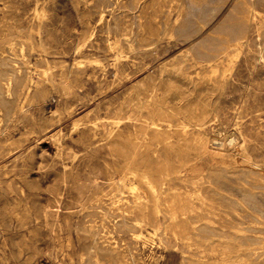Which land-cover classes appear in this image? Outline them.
<instances>
[{
  "label": "rangeland",
  "instance_id": "1",
  "mask_svg": "<svg viewBox=\"0 0 264 264\" xmlns=\"http://www.w3.org/2000/svg\"><path fill=\"white\" fill-rule=\"evenodd\" d=\"M207 263L264 264V0H0V264Z\"/></svg>",
  "mask_w": 264,
  "mask_h": 264
},
{
  "label": "bare ground",
  "instance_id": "2",
  "mask_svg": "<svg viewBox=\"0 0 264 264\" xmlns=\"http://www.w3.org/2000/svg\"><path fill=\"white\" fill-rule=\"evenodd\" d=\"M53 91V90H52ZM58 116V115H57ZM181 167V166H180ZM149 193V192H148ZM149 201V200H148ZM143 203V202H142ZM149 203V202H148ZM142 206H143V204H142ZM148 207V206H147ZM186 208H187V206H186ZM188 210V209H187ZM138 211V210H137ZM177 211V210H176ZM190 211V210H189ZM147 212V211H146ZM170 212H172L171 210H170ZM186 212V211H185ZM139 213V212H138ZM170 214V213H169ZM172 214V213H171ZM179 214V213H178ZM188 214H189V212H188ZM187 214V215H188ZM180 215V214H179ZM170 216V215H169ZM189 216H191L190 214H189ZM145 217V216H144ZM157 217V216H156ZM138 218H140V217H138ZM184 218V217H183ZM187 218V217H186ZM169 219V218H168ZM180 219H182L181 217H180ZM145 220V219H144ZM148 220V219H147ZM166 221V220H165ZM177 221V220H176ZM192 221V220H191ZM146 222V221H145ZM148 222H149V220H148ZM151 222V221H150ZM190 226V225H189ZM170 227V226H169ZM172 227H173V225H172ZM176 226H174V228H175ZM178 227H179V225H178ZM182 227V226H181ZM171 228V227H170ZM158 229V228H157ZM183 229V228H182ZM181 229V230H182ZM174 230V229H173ZM177 230V229H176ZM179 230H180V227H179ZM172 231V230H171ZM183 231H184V229H183ZM178 232V231H177ZM176 232V234H179V233H177ZM182 232V231H181ZM186 232V231H185ZM173 233V232H172ZM184 233V232H183ZM182 234V233H181ZM183 235V234H182ZM185 235V234H184ZM174 236V235H173ZM180 237H181V235H179ZM184 237V236H183ZM180 239V238H179ZM214 239V238H213ZM189 240V239H188ZM198 243V242H197ZM204 246V245H203ZM219 246V245H218ZM220 246H222V245H220ZM224 246V245H223ZM206 247V246H205ZM217 248V247H216ZM228 248V247H227ZM205 249H208V248H205ZM210 249V248H209ZM223 249V248H222ZM203 250V249H202ZM211 250V249H210ZM228 250V249H227ZM230 250V249H229ZM201 251V250H200ZM206 253V252H205ZM209 253V252H208ZM220 253V252H219ZM218 253V254H219ZM232 253V252H231ZM207 254V253H206ZM226 254V253H225ZM199 255V254H198ZM215 255V254H214ZM220 255V254H219ZM211 256V255H210ZM193 257V256H192ZM204 256H202V258H203ZM209 257V256H208ZM207 257V258H208ZM217 257H218V255H217ZM225 257V256H224ZM197 258V257H196ZM222 258V257H221ZM213 261H215V260H213ZM217 261V260H216ZM231 261V260H230ZM185 262V261H184ZM218 262V261H217ZM207 264H209V263H207ZM212 264V263H211ZM224 264V263H223ZM227 264V263H226Z\"/></svg>",
  "mask_w": 264,
  "mask_h": 264
}]
</instances>
